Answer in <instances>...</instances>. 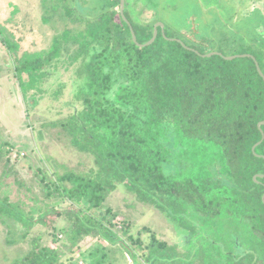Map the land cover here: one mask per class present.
Segmentation results:
<instances>
[{"label": "trees", "instance_id": "1", "mask_svg": "<svg viewBox=\"0 0 264 264\" xmlns=\"http://www.w3.org/2000/svg\"><path fill=\"white\" fill-rule=\"evenodd\" d=\"M119 5L107 0L101 13L80 22L74 7L60 14L53 8L48 22L60 25L59 37L48 50L15 59L24 99L34 103L40 94L59 101L70 88L74 112L50 125L92 162L78 173L54 171L55 179L44 184L47 196L57 192L76 206L61 212L66 225L60 232L68 236L69 230L77 240L90 235L100 244L92 253H101V261L108 243L131 264H264V178L256 177L264 175V139L252 151L264 134V126L258 128L264 82L254 61L204 57L215 51L213 44L189 17V30L160 18L144 22L125 0L124 17L138 44L152 38L156 23L164 24L151 45L139 48ZM73 30L80 34L70 36ZM261 43L248 45L263 72ZM15 47L8 43V51ZM61 72L67 80L61 76L55 91L41 89ZM118 188L180 229L183 243L170 245L125 219L115 232L119 214L104 204ZM52 213L59 216L50 210L42 224ZM21 220L26 229L34 225ZM37 243L31 240L30 250L12 264L61 263L56 248Z\"/></svg>", "mask_w": 264, "mask_h": 264}, {"label": "rangeland", "instance_id": "2", "mask_svg": "<svg viewBox=\"0 0 264 264\" xmlns=\"http://www.w3.org/2000/svg\"><path fill=\"white\" fill-rule=\"evenodd\" d=\"M152 1L156 4L155 8L146 0H128L129 5L133 6L134 18L144 22L150 17L160 18L173 28L185 26L188 30L194 25L199 32L210 39L212 37L213 52L223 57L259 56L243 40L260 42V45L264 42L261 39L264 27H254V22L259 21L257 15L253 11L251 16L248 9L244 8L254 0ZM256 1L264 5V0ZM106 2L0 0V264H12L24 256L30 250L33 239L38 240V246L56 248L60 253L59 264H131L128 255L116 246L103 242L100 252L106 259L101 261V253H92L100 244H95L90 235L84 240H77L69 230L68 236L60 232L66 225L61 212L73 210L76 206L58 197L57 192L47 196L44 184L55 179L54 171L61 175L69 171L78 173L90 169L92 162L69 146L59 128L50 125L74 112L73 106L69 105L70 88H65L64 94H59V101L53 96L49 99L48 95L43 97L37 94L32 97L33 103L23 98L14 68L15 59L24 54L44 52L59 37L56 29L60 25H56L53 19L48 22L55 15L51 14L53 8H58L57 14H60L74 7L73 18H78L80 22L82 18L101 13ZM45 17L44 23L42 19ZM188 17L190 23L192 20L191 25L187 23ZM74 33L80 34L73 30L69 35L73 36ZM237 36L240 38L236 40ZM8 43L17 47L8 51ZM261 68L264 74L263 61ZM62 74L52 76L49 84L41 86V89L55 91V83L61 80ZM62 79L67 80L65 75ZM104 209L119 214V224H116V219L111 222L116 224L115 232L125 225V222H121L125 219L130 228H149L160 240L170 245L177 244L179 240L183 243L178 235L180 229L139 204L124 188H118L108 197ZM50 210L59 211V216L50 214L46 217L49 223L44 225L43 215ZM21 218L33 221L34 225L26 229L21 223L25 221ZM52 225L54 229H51Z\"/></svg>", "mask_w": 264, "mask_h": 264}, {"label": "water", "instance_id": "3", "mask_svg": "<svg viewBox=\"0 0 264 264\" xmlns=\"http://www.w3.org/2000/svg\"><path fill=\"white\" fill-rule=\"evenodd\" d=\"M119 1H120V5H119V6H120V7H119V14H120L121 18H122V19L128 24V26H129V28H130L131 37H132L133 42H135L136 45H137L139 48H144V47H147V46L151 45V44L155 41V39H156V37H157V28H160V29L162 30V32H163L164 24L161 23V22L156 23V24L154 25L153 36H152V38H151L149 41H147L145 44H138V43L136 42V37H135V34H134L132 28L130 27L128 21H127L126 18L124 17L125 0H119ZM212 56H220V57H222L223 59H225V60H227V61H232V60L237 59V58H251V59L254 61V63H255L256 70H257L259 76L262 78V80H263V82H264V74H263V72L261 71L258 62L255 60V58H254L253 56H251V55H238V56H231V57H223L222 54H220V53H218V52H210V53L206 54L204 57H208V58H209V57H212ZM262 126H264V121H262V122H260V123L258 124V128H259L260 131H261V127H262ZM261 135H262V137H261V141L258 142L257 144H255V145L253 146V148H252V151H253V152H254L255 148H256V147L262 142V140L264 139V134H263L262 131H261ZM263 159H264V157H263ZM256 177L264 178V175H260V176H256ZM256 177H255V178H256ZM262 200L264 201V194H263V196H262Z\"/></svg>", "mask_w": 264, "mask_h": 264}, {"label": "flooded vegetation", "instance_id": "4", "mask_svg": "<svg viewBox=\"0 0 264 264\" xmlns=\"http://www.w3.org/2000/svg\"><path fill=\"white\" fill-rule=\"evenodd\" d=\"M244 8H246V9H248V13H250V15L252 16V12L254 11V14H256L257 15V19L259 20V21H257V22H254V27H256V26H258V25H260L261 24V20H264V7L263 6H261L256 0H254V2L250 5V6H244ZM261 19V20H260ZM247 20H245L244 22H246ZM194 26V25H193ZM251 31H253V28H251ZM217 32H219V30H217ZM202 35L204 36V37H206V43L207 44H210V45H212V37H211V39L208 37V36H206L205 34H203V32H202ZM240 37H236V40L237 39H239ZM243 38V37H242ZM249 44H253L255 47L257 46V47H259V43L260 42H255V41H251V42H248ZM59 212V211H58Z\"/></svg>", "mask_w": 264, "mask_h": 264}, {"label": "crops", "instance_id": "5", "mask_svg": "<svg viewBox=\"0 0 264 264\" xmlns=\"http://www.w3.org/2000/svg\"><path fill=\"white\" fill-rule=\"evenodd\" d=\"M263 7H264V5H263ZM261 20V19H260ZM262 22H264V20H261V24L260 25H258L259 27H264V25H263V23ZM261 39H263V41H264V35H263V33L261 34Z\"/></svg>", "mask_w": 264, "mask_h": 264}]
</instances>
